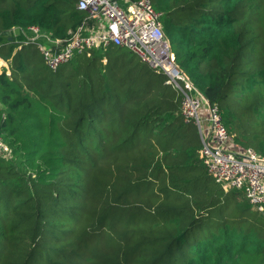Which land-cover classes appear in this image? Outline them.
<instances>
[{
	"label": "trees",
	"instance_id": "16d2710c",
	"mask_svg": "<svg viewBox=\"0 0 264 264\" xmlns=\"http://www.w3.org/2000/svg\"><path fill=\"white\" fill-rule=\"evenodd\" d=\"M151 1L233 146L264 158V0ZM82 23L75 0H0V264H264V215L210 176L163 73L114 45L53 71L12 35Z\"/></svg>",
	"mask_w": 264,
	"mask_h": 264
},
{
	"label": "built area",
	"instance_id": "2783aa9c",
	"mask_svg": "<svg viewBox=\"0 0 264 264\" xmlns=\"http://www.w3.org/2000/svg\"><path fill=\"white\" fill-rule=\"evenodd\" d=\"M75 4L91 23H82L66 39L46 36L47 42H40L41 33L36 26L27 30L13 28L12 32L24 34L21 44L34 43L53 71L75 52L114 45L131 50L150 68L163 73L165 82L182 94L180 109L184 120L194 123L199 130L202 142L199 157L210 176L224 191L242 190L252 209L264 215V158L251 148H235L217 104H210L195 93L186 72L175 60L161 26V12L153 7L152 1L75 0ZM1 72L10 74L9 60L0 56ZM0 117L4 115L0 113ZM8 151L0 134V158Z\"/></svg>",
	"mask_w": 264,
	"mask_h": 264
},
{
	"label": "rangeland",
	"instance_id": "374dc122",
	"mask_svg": "<svg viewBox=\"0 0 264 264\" xmlns=\"http://www.w3.org/2000/svg\"><path fill=\"white\" fill-rule=\"evenodd\" d=\"M11 33H12V32H11ZM13 33H14V34H16V35H14ZM13 33H12V34H13L14 36H17V35H18V34H17V33H15V32H13ZM16 38H17V39H19V38H18V36H17ZM17 41H22V39H20V40H17ZM17 48H18V46H17Z\"/></svg>",
	"mask_w": 264,
	"mask_h": 264
},
{
	"label": "water",
	"instance_id": "95a60500",
	"mask_svg": "<svg viewBox=\"0 0 264 264\" xmlns=\"http://www.w3.org/2000/svg\"><path fill=\"white\" fill-rule=\"evenodd\" d=\"M8 33V32H7ZM9 39H11V36L8 37Z\"/></svg>",
	"mask_w": 264,
	"mask_h": 264
},
{
	"label": "crops",
	"instance_id": "0c3cea01",
	"mask_svg": "<svg viewBox=\"0 0 264 264\" xmlns=\"http://www.w3.org/2000/svg\"><path fill=\"white\" fill-rule=\"evenodd\" d=\"M12 38V37H11Z\"/></svg>",
	"mask_w": 264,
	"mask_h": 264
}]
</instances>
